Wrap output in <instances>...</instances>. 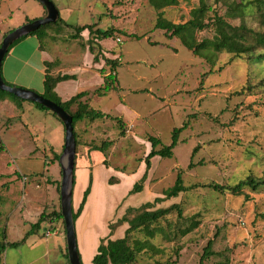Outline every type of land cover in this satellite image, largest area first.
<instances>
[{"label":"rangeland","instance_id":"1","mask_svg":"<svg viewBox=\"0 0 264 264\" xmlns=\"http://www.w3.org/2000/svg\"><path fill=\"white\" fill-rule=\"evenodd\" d=\"M52 1L69 24L113 28V37L95 41L100 46L95 53L119 64V89L99 97L95 91L103 82L100 69L105 73L110 69L103 59L93 61L88 31L82 33V39L74 40L75 29L64 26L58 31L51 26L40 41L49 50L53 67L63 74H76L78 81L69 83L77 93L89 92L92 108L124 121V136L114 119L77 124L75 211L80 189L87 188L94 169L97 178V191L88 204L94 227L84 235L77 232L82 263L87 264L96 238L107 229L110 233L105 240L124 236L129 225L115 224L128 208L133 211L126 216L132 219L146 210L179 204L183 217L178 218L175 211L163 219L160 225L167 234L151 240L154 249L143 251L135 264H199L210 240H215L217 255L206 264L220 263L218 253L228 255L231 264H264V185L257 191L245 188L242 195L204 187L210 183L235 185L247 177L259 180L264 176V57L257 60L224 52L211 66L180 39H168L165 31L155 28L160 11L151 6L150 0ZM205 1L211 7L208 20L218 14L234 26L244 24L255 32H264L257 4L247 7V14L241 17L230 7L248 0ZM199 4L200 0H178L176 6L162 12L174 23H185ZM5 11L2 8L0 15L5 16ZM213 35L209 28L199 32L198 39ZM257 52L263 55L264 49ZM10 104L0 109V141L5 146L0 153V246L5 244L0 264H67L62 220L49 216L35 228L41 214L57 212L60 207L59 192L54 187L61 183L62 175L55 156H61L64 150V125L32 103H26L20 112ZM184 123L189 127L179 136L173 157L153 158L143 190L130 194L146 170L145 158L151 150L148 138L155 136L170 145L173 130ZM107 141L113 144L105 152L87 151V147ZM197 147L195 166L188 169ZM179 171H183L184 184L191 189L164 199L163 193L174 185ZM157 198L162 200L155 201ZM146 203L151 205L144 210L141 206ZM55 223L60 231L53 234L58 228ZM188 229L190 232L183 234ZM133 236L144 239L141 232ZM25 237L19 246L10 245Z\"/></svg>","mask_w":264,"mask_h":264},{"label":"trees","instance_id":"2","mask_svg":"<svg viewBox=\"0 0 264 264\" xmlns=\"http://www.w3.org/2000/svg\"><path fill=\"white\" fill-rule=\"evenodd\" d=\"M151 6L159 12L158 18L156 20L155 28L165 31V36L168 39H173L174 37L180 39L181 43L191 51L195 56L200 57L206 60L211 66L216 64L217 58L219 54L224 52L233 54L238 57L250 56L252 58H256L260 60L264 57L257 52V49H264V32H255L252 29H249L246 25L241 24L239 26H234L222 16L215 14L212 19L208 20L207 15L211 10V7L206 3L205 0H200V4L198 7L193 9L190 13L191 18L185 23H174L164 17L163 9L171 6H176L178 4V0H150ZM247 4V5H246ZM258 5V10L261 11V24L264 27V0H248L245 2L242 1V4L239 6H231V12L237 13V15L243 17L247 14L246 9L250 5ZM60 12V11H59ZM51 26L58 27V31L62 30L64 26L71 27L75 29V34L72 35L74 40L82 39V33L85 31L89 32V51L94 55L93 61L95 63H99L102 59L105 61V65L109 67V73H105V69L101 68L100 73L103 75V84L97 88L95 91L96 95L99 97L107 96L112 91H117L119 88L117 73L116 70L119 67L117 60H113L110 58H101L99 54L95 53V48L98 44L95 41H101L114 36L115 30L113 28L103 30L100 28H94L93 25H72L68 22L66 23L62 17L60 16L59 20L56 23L48 24L42 26L37 31L31 33L29 36H37L41 41L42 38L47 36V30ZM211 28L213 30V37L210 39H198V33L202 32L206 29ZM7 35V34H6ZM5 35V36H6ZM4 36V37H5ZM3 37V38H4ZM28 37V36H27ZM23 37L16 41L9 49L6 56H8L10 50L18 44L23 39L27 38ZM41 43V42H40ZM1 45V44H0ZM100 47V46H98ZM43 48V45H42ZM54 61L52 63H47V71L44 81V93L42 94L45 98H48L55 103H57L60 107H62L65 111H67L73 117V126H74V134L76 137V143L78 146L79 137L77 134V124L82 121H90L96 122L97 120L103 119H114L117 121L119 125L120 134L122 136L125 135L124 129V121L121 118H114L108 114H105L99 110H96L91 107L87 100H84L85 97L89 95L88 91L80 92L70 98L67 101H62V99L56 94L55 88L58 83L68 80H73L76 78L75 75H53L52 69L54 68ZM6 84H8L6 82ZM10 85V84H8ZM13 86V85H10ZM6 99H11L15 103L21 105L24 102H29L25 100H21L16 98L15 96L3 92L0 90V101H4ZM34 104L37 108L42 111L47 112L48 114L54 115L56 114L50 112L47 108L40 104ZM58 118V117H57ZM59 119V118H58ZM60 120V119H59ZM61 121V120H60ZM189 127L188 123H184L182 127L175 128L172 132V143L170 145H164L161 140L155 136H151L148 138L149 143L151 144V150L149 154L145 158L146 170L143 177L134 184L132 187L130 194H136L143 190V183L147 179V175L152 166V159L155 157L161 158H171L173 157V150L179 143V136L183 131H185ZM78 139V140H77ZM112 141L104 142L100 146H91L92 149L100 150L105 152L111 145ZM5 151V146L0 141V153ZM198 147L193 150L192 159L188 165V169L194 168L193 157L195 153H197ZM77 152V147H76ZM60 155L55 156V159L58 161ZM77 159V158H76ZM106 162V161H105ZM75 170H76V161H75ZM74 178V184H75ZM93 184V177L90 176L89 184L86 190L83 193V197L81 203L77 209L74 210V221L78 220L81 216L83 209L87 203V199L91 193ZM110 185H114L109 183ZM264 185V176L257 180L255 177H247L244 180H241L235 185H219L216 183H210L204 187H209L212 190L219 193H230L232 195H242L245 188H250L253 191L259 190ZM195 187V186H194ZM60 188L61 183L59 182L57 189L59 192V200H60ZM191 189V187H187L184 184L183 179V171H179L176 181L174 185L163 193L164 199H171L178 197L181 193ZM162 200V198H157L155 201ZM150 203L143 204L141 207L146 208L150 207ZM133 209L130 207L126 210V214L119 220H117L115 225L123 226L128 224V228L125 230V234L121 238L117 239H102L97 248V253L94 256L92 263L93 264H135L138 260L139 255L145 251L150 250L149 248L154 249V244L151 243V240L155 239L157 235H166V229L160 225L161 221L165 219L168 215L173 212H177L178 218L183 217V210L179 204H173L168 208H160L157 210H146L135 216L132 219H129L126 215L127 213H131ZM49 216L51 220L60 219L65 224L63 216L61 214V207L57 212H52L51 214H46L44 212L39 217L38 222L35 224V228H38L42 221H45ZM171 226V225H170ZM109 228L113 232L114 226L110 224ZM118 228V227H117ZM53 229V228H52ZM135 232H141L144 234V239L134 238L133 234ZM190 232V229L185 230L183 234ZM66 233V230H65ZM168 238V237H167ZM26 240V237L21 242L10 243L11 246L17 247L22 242ZM215 240L208 241L206 247L203 249V253L201 255L199 264H206V261L209 260L217 253L214 250ZM67 248V247H66ZM5 250V244L0 246V255ZM219 256L222 257V261L218 264H231V260L228 255H224L222 253H218ZM65 256L67 258V264L69 263L67 249L65 252ZM82 261V258H81Z\"/></svg>","mask_w":264,"mask_h":264},{"label":"crops","instance_id":"3","mask_svg":"<svg viewBox=\"0 0 264 264\" xmlns=\"http://www.w3.org/2000/svg\"><path fill=\"white\" fill-rule=\"evenodd\" d=\"M2 8H5L6 11L7 10L8 11L7 12L5 11L6 12L5 16L0 15V44H1L3 37L9 32L13 31L14 29L24 24H27L36 19L42 18L46 15V9L44 8L42 4H40L36 0H0V12ZM66 18L67 17L63 16L64 21L67 20ZM53 61L54 60L52 59V56L49 53V50H47L46 48H42V44L40 43V40L38 39V37L28 36L27 38L23 39L18 44H16L10 50L8 56L5 57L4 62L2 64L1 74H2L4 81L10 85L34 90L40 94H43L44 93V81H45V76H46V71H47L46 64L52 63ZM61 72H62L61 69H56L54 67L51 73L53 75H59V74L64 75ZM69 75L76 76L75 73L69 74ZM77 81H78V77L76 76V78L73 80H68V81H63V82L58 83V85L55 88V92L62 99V101H67L73 96H75L76 94H78L76 91L77 89L73 87V84L69 83V82L76 83ZM90 98L91 96L89 95L85 97L84 100H87L88 102H90L89 101ZM10 101L12 102V107H14L19 112L25 110V108L27 107L26 103L31 104L30 102H24L21 105H19L12 100ZM11 102H9V99L0 101V109L4 108L3 105H11L10 104ZM43 114L51 115L45 111H43ZM19 117L21 116L19 115ZM91 149L92 147H87V151H91ZM95 172L96 170L94 169L89 174V180H90L91 175L93 177L92 190L87 199V203L83 209L81 216L78 218V220L75 223L76 232H81L82 235H84L86 232L93 229L94 227V225L90 224L92 213L88 212V204L91 203V200L97 191L96 190L97 178H96ZM54 181L55 182L59 181V179L58 180L56 179ZM75 181H77V175H75ZM88 184H89V181H88ZM56 189H57V183L55 184L54 191H56ZM85 190H84V187H81L80 189V192L77 198L78 207L81 203L83 193ZM123 198L121 200L119 199V201L116 202L114 205H118L123 200ZM55 201H56V196H55ZM53 205H54L53 206L54 210H57L55 208L56 203H53ZM38 208H42V207L38 205ZM57 225H58V228L53 230L54 231L53 234L60 231L59 224L55 223V225L53 226L56 227ZM108 225H109V221H107L106 226L108 227ZM108 233H110L109 229H107V233L96 238V243H95L93 254L88 258L87 264H93L92 260L97 253V248L100 243V240L105 238L106 234L108 235ZM51 234L52 233H50L49 236ZM59 234L64 237L63 233L62 234L59 233Z\"/></svg>","mask_w":264,"mask_h":264},{"label":"water","instance_id":"4","mask_svg":"<svg viewBox=\"0 0 264 264\" xmlns=\"http://www.w3.org/2000/svg\"><path fill=\"white\" fill-rule=\"evenodd\" d=\"M46 9V15L32 22L24 24L9 32L0 45V90L7 92L18 99L40 104L62 121L65 128L64 150L59 158L61 167L60 207L65 222V239L68 259L70 264H83L78 249L76 224L74 221L73 190L76 161V137L74 134L73 117L54 101L45 98L42 94L18 86H10L4 81L1 69L4 59L10 47L19 39L29 36L42 26L56 23L60 18V12L52 0H36Z\"/></svg>","mask_w":264,"mask_h":264},{"label":"built area","instance_id":"5","mask_svg":"<svg viewBox=\"0 0 264 264\" xmlns=\"http://www.w3.org/2000/svg\"><path fill=\"white\" fill-rule=\"evenodd\" d=\"M49 234V233H48Z\"/></svg>","mask_w":264,"mask_h":264}]
</instances>
